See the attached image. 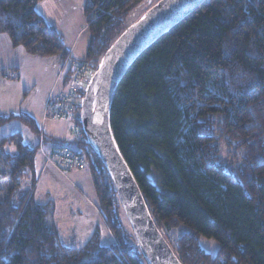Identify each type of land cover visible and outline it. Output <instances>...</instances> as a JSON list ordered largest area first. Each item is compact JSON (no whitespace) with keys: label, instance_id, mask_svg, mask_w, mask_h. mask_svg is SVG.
Returning a JSON list of instances; mask_svg holds the SVG:
<instances>
[{"label":"trees","instance_id":"trees-1","mask_svg":"<svg viewBox=\"0 0 264 264\" xmlns=\"http://www.w3.org/2000/svg\"><path fill=\"white\" fill-rule=\"evenodd\" d=\"M42 1L0 0V35L32 57L65 63L69 48L39 13ZM145 1L86 0L83 7L87 76L73 109L84 139L71 149L86 159L115 242L97 233L81 248L62 244L50 224L51 204L35 200L39 148L16 132L0 139V264H148L79 115L84 84ZM77 63L65 90H72ZM15 119L40 134L27 115H0V128ZM110 124L155 224L182 264H264V0H206L166 32L126 72ZM221 142L235 151L232 164L223 160ZM201 238L219 243L217 256L202 249Z\"/></svg>","mask_w":264,"mask_h":264},{"label":"crops","instance_id":"crops-1","mask_svg":"<svg viewBox=\"0 0 264 264\" xmlns=\"http://www.w3.org/2000/svg\"><path fill=\"white\" fill-rule=\"evenodd\" d=\"M85 2L86 0H43L37 7L46 22L65 38L70 51V58L65 63H62L57 58L45 59L47 60L46 62L33 59L25 50L19 51L20 48H13L7 35H0V44L5 46L6 51L12 52L9 56L19 59V61L11 63V68L14 69L13 73L15 74L12 78L17 80L16 83L10 84L11 99L6 98L1 101L3 105L2 107L0 106V115H8L9 111H14L16 109L14 108L15 104H23L25 93L29 95V92L31 93L32 91L31 89L37 90V93L31 97L30 102L26 105V110L30 113V116L33 119H37L36 124L40 133L38 135L35 134L33 145L28 144L33 148H39L36 159V174L38 178L36 192L40 185L43 187V179H51L53 182L55 180L58 183L63 181L73 190V193L78 192L80 194V197L73 201L78 202V210L86 207L88 214H85L82 210L78 211V213L80 214V219H90L88 230L94 231L95 234L100 230V225L103 226L107 232L106 243L109 244L115 242V238L111 235L101 216L92 176L87 166L82 170L67 171L61 166L48 163V155L55 147L65 146L75 149L77 140L84 139L83 133L80 135L77 129L76 119L78 115L76 109L75 111L73 109L75 106L72 107L70 118L67 120L55 119L52 109L57 108L58 102L71 94L70 88L68 90L64 88V79L73 66V62H83L88 55L90 34L83 13ZM25 59L28 60L30 66L39 67L40 71L36 74L25 72L23 70L26 64V62L23 64ZM0 71L2 70L0 69ZM82 90H84V87ZM77 97L78 95L76 94L74 103L78 106L80 101H78ZM11 103L14 104L11 105ZM57 143L58 145H56ZM63 143L67 145H61ZM29 184L30 180L27 186ZM51 187L52 184L50 189H52ZM48 204L51 203L49 202ZM42 205L47 204L43 203ZM72 215L76 217L73 209L71 211L67 210L64 215H55L50 220V224L58 230L60 239L65 234L70 237V242H73V237L78 236V232L74 228L72 231L65 232L67 230L65 221L72 218Z\"/></svg>","mask_w":264,"mask_h":264},{"label":"water","instance_id":"water-1","mask_svg":"<svg viewBox=\"0 0 264 264\" xmlns=\"http://www.w3.org/2000/svg\"><path fill=\"white\" fill-rule=\"evenodd\" d=\"M206 0H161L106 54L81 104V124L111 174L120 202L148 264H182L155 224L142 191L114 139L110 111L115 92L135 60Z\"/></svg>","mask_w":264,"mask_h":264},{"label":"rangeland","instance_id":"rangeland-1","mask_svg":"<svg viewBox=\"0 0 264 264\" xmlns=\"http://www.w3.org/2000/svg\"><path fill=\"white\" fill-rule=\"evenodd\" d=\"M161 0H146L143 4H141L135 12L130 15V17L127 19V28L132 27L136 25L138 22H140ZM7 37V36H6ZM24 50L23 48H20L19 51ZM12 52H8V50H5V46L3 44H0V106L2 107L3 103L1 102L2 100L6 98H10L11 90H10V84L16 83V78H12L15 74L13 73V68H11L13 62L19 61L18 58L10 57L9 54ZM25 55V54H24ZM26 56V55H25ZM24 56V57H25ZM30 56V55H29ZM19 57V56H17ZM32 57V56H31ZM33 59H39L43 62H46L45 58H39V57H33ZM25 64V69H23L25 72L30 73H38L40 71L39 67L36 66H30V63L28 60H24L23 64ZM10 77V78H8ZM93 76H89V83L84 84V89L85 91H88V88L90 86L91 81L93 80ZM9 83V84H8ZM19 83V82H17ZM82 85L80 86V88ZM79 88V90H80ZM31 93L29 92L24 95V102L23 104L18 103L17 105H14V111H9L7 116L11 114H15L18 116H29L31 119H33L30 116V113L26 110V105L28 102H30V99L32 96H34L35 93H37V90L34 88L31 89ZM11 99V98H10ZM84 99V98H83ZM81 100V102L83 101ZM14 103H11V105ZM75 103L73 104V106ZM3 111V110H2ZM12 112V113H11ZM81 116V112L79 113ZM36 119V118H35ZM35 119H33L35 121ZM37 122V119L36 121ZM216 124L219 123V120H215ZM218 127V126H217ZM16 132H21L25 138V142L27 144H34V137L35 134L31 130L30 126L25 123V121L21 119H15L5 126L0 128V139L6 136H10ZM222 145L221 151H222V158L225 162H228L232 164V159L230 158L231 155L235 153L233 149L230 148L229 144H225L223 142L220 143ZM52 184V189H50V186ZM42 186L38 187L37 192L35 194V200L39 204L46 203L48 204L49 202L51 203V211L55 215H61L65 214L67 210L75 212V216L70 218L69 220L65 221V226L67 227V231H72L73 228L78 232L77 237H73L72 241L70 242V237L67 235H62V244L67 247H74V248H81L85 244H87L95 234L99 233L101 240L106 241L107 240V232L106 229L100 225V230H98L97 233L94 234V231L88 230V227L90 225V219H80V214L78 211L82 210L85 212V214H88L86 207H83L78 210V202L73 201L74 199H78L80 197V194L78 192H74L73 190L66 185L63 181H60L59 183L54 180L51 181V179H43ZM43 188V189H42ZM64 191V193H63ZM71 193V194H70ZM74 195V196H73ZM77 197V198H76ZM121 216L124 221V224L129 231V234L131 235V229L128 221V216L124 211H121ZM53 217V216H52ZM59 217V216H57ZM75 218V219H74ZM179 237V235H178ZM178 237H173L171 240L176 242L178 240ZM4 237H1L0 235V241L2 242ZM200 246L202 249L208 253L211 254L212 256H217L220 246L219 243L214 240V239H208V238H201L200 239Z\"/></svg>","mask_w":264,"mask_h":264},{"label":"built area","instance_id":"built-area-1","mask_svg":"<svg viewBox=\"0 0 264 264\" xmlns=\"http://www.w3.org/2000/svg\"><path fill=\"white\" fill-rule=\"evenodd\" d=\"M75 77L73 80V85L71 87L72 93L60 100L57 104V108L53 110V117L55 119H69L70 112L73 107L75 93L79 90L80 86L83 83V80L87 76V67L85 63L79 62L76 66ZM54 108V106H53ZM80 135L83 131L81 128H77ZM48 163L50 165L61 166L64 170H82L86 167L85 157L78 151H74L69 147L57 146L52 152L48 155Z\"/></svg>","mask_w":264,"mask_h":264}]
</instances>
